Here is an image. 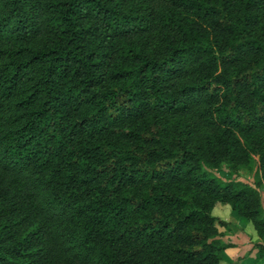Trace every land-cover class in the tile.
I'll list each match as a JSON object with an SVG mask.
<instances>
[{"label":"trees","instance_id":"trees-1","mask_svg":"<svg viewBox=\"0 0 264 264\" xmlns=\"http://www.w3.org/2000/svg\"><path fill=\"white\" fill-rule=\"evenodd\" d=\"M263 185L264 0H0V264H220Z\"/></svg>","mask_w":264,"mask_h":264},{"label":"crops","instance_id":"crops-1","mask_svg":"<svg viewBox=\"0 0 264 264\" xmlns=\"http://www.w3.org/2000/svg\"><path fill=\"white\" fill-rule=\"evenodd\" d=\"M262 202L264 207V200ZM215 208L223 209L226 214L225 216L217 214L218 217L229 222L228 229L220 227L219 230L224 232L223 240L232 244L223 251L222 262L224 264H232L235 261L238 264H257L259 261L264 263V254L260 257V252L255 246L257 243L264 244V240L258 237L252 224L238 216L228 204L216 203Z\"/></svg>","mask_w":264,"mask_h":264},{"label":"rangeland","instance_id":"rangeland-1","mask_svg":"<svg viewBox=\"0 0 264 264\" xmlns=\"http://www.w3.org/2000/svg\"><path fill=\"white\" fill-rule=\"evenodd\" d=\"M226 166H223V167H220L217 171H216V175H223V176H226L227 174V171H226ZM234 176V175H233ZM237 180H241V181H244V182H247V183H252L253 182V172L252 171H249L248 169H240L237 173ZM235 176V177H236ZM259 190H260V193H261V198H262V201L264 200L263 196H264V185L262 187H259ZM263 203V202H262ZM212 214L214 216H217L218 215H222V216H225V212L223 211V209H219V208H213L212 210ZM227 233V231H226ZM253 243V242H252ZM262 256V253L260 252V257ZM263 262L260 263V261L257 263V264H262ZM220 264H224L222 261L220 262ZM232 264H238L237 261H235L234 263Z\"/></svg>","mask_w":264,"mask_h":264}]
</instances>
